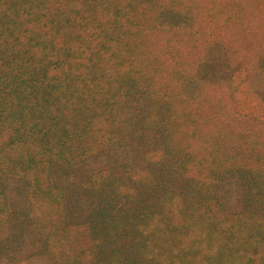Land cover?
I'll return each mask as SVG.
<instances>
[{
	"label": "trees",
	"instance_id": "trees-1",
	"mask_svg": "<svg viewBox=\"0 0 264 264\" xmlns=\"http://www.w3.org/2000/svg\"><path fill=\"white\" fill-rule=\"evenodd\" d=\"M252 66L264 73V0H0V260L11 238L1 189L7 176L24 184L22 216L41 243L37 254L55 264L103 259L104 244L123 229L113 212L122 207L115 201L113 209L103 205L79 221L53 173L77 176L106 150L112 155L113 145L136 153L146 133L144 173L154 178L153 165L157 172L165 165L195 189L206 203L200 216L211 221L223 209L216 192L230 191L224 174L245 190L259 179L255 171L244 179L241 162L233 173L228 142L214 132L226 121L230 76ZM198 140L208 155L191 160ZM132 167L133 175L141 172ZM92 176L84 187L101 201ZM116 183L113 195L137 190ZM105 185L111 189L110 181ZM105 218L108 225L99 229ZM236 251L230 253L243 264Z\"/></svg>",
	"mask_w": 264,
	"mask_h": 264
},
{
	"label": "rangeland",
	"instance_id": "rangeland-1",
	"mask_svg": "<svg viewBox=\"0 0 264 264\" xmlns=\"http://www.w3.org/2000/svg\"><path fill=\"white\" fill-rule=\"evenodd\" d=\"M251 69L246 71L244 67H239L230 76L225 97L231 95L232 100L227 97L223 102L226 121L224 124L221 120L222 126L218 124L214 132L218 141L228 142L227 156L234 162L233 173L238 170L236 162H241L244 179L252 176L254 171L259 179L247 183L248 190H245L242 185L238 187L234 176L227 178L224 174L223 183L226 187L230 180V191L224 194L221 188L216 192L223 209L220 214L214 213L211 221L200 216L199 211L206 207V203L196 197L195 189L178 180L180 176L168 173L165 165L159 172L153 165L156 170L154 178L149 175L153 173H144L148 162L141 150L149 147L150 133L145 134L147 139L140 143V151L135 153L129 147L121 146V149L113 145L112 155L106 150L103 155L90 160L77 176L66 177L60 173L61 170H55L53 177L64 188L70 208L74 206L78 210L80 217L75 214L73 218L79 221L85 219L103 205L113 209L111 206L115 201L122 207L113 209V212L123 229H116L120 232L113 243L104 244L106 252L103 259L95 257L96 264H236L234 253H230L236 248L240 254L238 251L235 254L243 264H254L255 261L264 264V73H256L257 69L253 66ZM201 121L200 118L197 123L201 124ZM194 132L199 135L197 127ZM206 148L204 141L198 140V145H193L189 153L191 160H200V157L208 155ZM121 150L124 154L119 157ZM254 162L259 163L260 170L253 168ZM132 166L140 168L142 173H130ZM90 174L95 175L91 179L97 181L96 188L103 198L101 201L97 192L84 187L90 181ZM191 180L196 178L191 177ZM106 181H110L111 189L105 185ZM116 182L124 185L132 183L137 190L133 196L125 191L113 195L110 192L116 189ZM152 182L156 183L155 187L150 190L143 188V185L148 186ZM1 189L8 207L11 238L7 257L1 259L0 264H55L49 256L36 253L42 246L34 234L32 223L22 216L26 208L23 182L7 176L1 180ZM85 189V196L90 195L92 201L85 198ZM106 225L108 220L105 218L98 226L101 229ZM111 239L109 237L108 241ZM106 254L108 257H105ZM10 257L14 260L11 263L8 262Z\"/></svg>",
	"mask_w": 264,
	"mask_h": 264
}]
</instances>
